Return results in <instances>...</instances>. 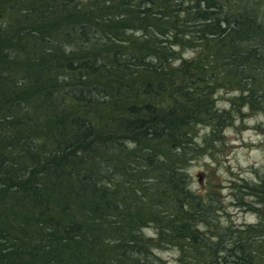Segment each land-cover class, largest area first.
<instances>
[{"label": "trees", "instance_id": "obj_1", "mask_svg": "<svg viewBox=\"0 0 264 264\" xmlns=\"http://www.w3.org/2000/svg\"><path fill=\"white\" fill-rule=\"evenodd\" d=\"M261 1L0 0V264H264V166L252 223L187 175L264 117Z\"/></svg>", "mask_w": 264, "mask_h": 264}, {"label": "rangeland", "instance_id": "obj_2", "mask_svg": "<svg viewBox=\"0 0 264 264\" xmlns=\"http://www.w3.org/2000/svg\"><path fill=\"white\" fill-rule=\"evenodd\" d=\"M261 4L260 10L264 13V2L261 1ZM228 96L229 93L218 91L216 106L228 109ZM231 112L232 118L223 130L221 140L214 146L202 145L203 154L189 163V187L203 195L214 192L225 210L223 217L226 220L235 224L252 223L255 221L254 214L234 206L232 186L238 179L255 177L264 166V117L241 105L231 108ZM203 132L204 129L199 130L200 135ZM144 232L153 235L151 228H145ZM156 254L166 264H179V254L175 249L156 250Z\"/></svg>", "mask_w": 264, "mask_h": 264}]
</instances>
